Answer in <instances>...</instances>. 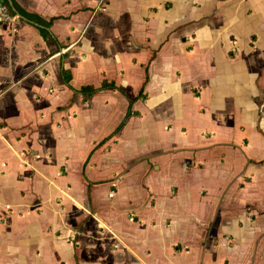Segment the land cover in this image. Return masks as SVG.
<instances>
[{
  "label": "crops",
  "instance_id": "0c3cea01",
  "mask_svg": "<svg viewBox=\"0 0 264 264\" xmlns=\"http://www.w3.org/2000/svg\"><path fill=\"white\" fill-rule=\"evenodd\" d=\"M6 2L0 264H264V0Z\"/></svg>",
  "mask_w": 264,
  "mask_h": 264
},
{
  "label": "trees",
  "instance_id": "16d2710c",
  "mask_svg": "<svg viewBox=\"0 0 264 264\" xmlns=\"http://www.w3.org/2000/svg\"><path fill=\"white\" fill-rule=\"evenodd\" d=\"M3 2L7 6L6 0H3ZM8 9H9L11 16L19 15L24 20H26L28 23L35 26L45 41L52 39V36L49 32V29L51 27V21L46 22L45 20H43L42 18H40L36 15L29 14V13L21 10L17 6H15V4L12 7H8ZM62 78H63L64 83L68 84V82L70 80V74L68 72H65L62 70ZM100 89H115V87L113 85H108V84L104 83ZM96 91L97 90L92 88V87H85V88H82L80 91H78V93L87 94V96H92V94H94ZM130 114H131L130 110H128L126 118L129 117ZM122 126H123V123L120 125V128Z\"/></svg>",
  "mask_w": 264,
  "mask_h": 264
},
{
  "label": "built area",
  "instance_id": "2783aa9c",
  "mask_svg": "<svg viewBox=\"0 0 264 264\" xmlns=\"http://www.w3.org/2000/svg\"><path fill=\"white\" fill-rule=\"evenodd\" d=\"M13 21V17L11 16L8 7L0 0V25L7 24Z\"/></svg>",
  "mask_w": 264,
  "mask_h": 264
},
{
  "label": "rangeland",
  "instance_id": "374dc122",
  "mask_svg": "<svg viewBox=\"0 0 264 264\" xmlns=\"http://www.w3.org/2000/svg\"><path fill=\"white\" fill-rule=\"evenodd\" d=\"M83 150L85 151V148H82L81 146H76L72 149V155H73V160L74 162H77L79 156L81 155V153L83 152ZM122 152H120V154L122 153H126L127 152V149L125 148H122L121 149Z\"/></svg>",
  "mask_w": 264,
  "mask_h": 264
}]
</instances>
